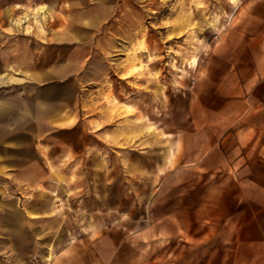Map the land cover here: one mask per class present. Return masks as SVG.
<instances>
[{
  "label": "rangeland",
  "instance_id": "1",
  "mask_svg": "<svg viewBox=\"0 0 264 264\" xmlns=\"http://www.w3.org/2000/svg\"><path fill=\"white\" fill-rule=\"evenodd\" d=\"M262 33L264 0H0V264H264L200 228L219 183L183 164L197 90Z\"/></svg>",
  "mask_w": 264,
  "mask_h": 264
},
{
  "label": "crops",
  "instance_id": "2",
  "mask_svg": "<svg viewBox=\"0 0 264 264\" xmlns=\"http://www.w3.org/2000/svg\"><path fill=\"white\" fill-rule=\"evenodd\" d=\"M244 52L246 61L241 63L239 55L233 54L223 77L197 90L190 141L186 137L183 144V164L200 181L219 183L205 196L201 193V198L218 201L202 203L200 228L215 229L217 241H231L226 243L253 251L247 260L254 263L264 261V33L251 38ZM210 101L221 104L213 108ZM193 196V191L184 193L185 198ZM192 228L188 223L185 226V230ZM74 255L60 260L74 264L78 260ZM115 256L104 253L98 260L112 264ZM191 261L187 253L184 264Z\"/></svg>",
  "mask_w": 264,
  "mask_h": 264
},
{
  "label": "bare ground",
  "instance_id": "3",
  "mask_svg": "<svg viewBox=\"0 0 264 264\" xmlns=\"http://www.w3.org/2000/svg\"><path fill=\"white\" fill-rule=\"evenodd\" d=\"M39 10H40V13H44V14H48V12H49L48 6H41L39 8ZM34 17H36L35 14H33V15L32 14L31 15H29V14L24 15L23 17L15 20L14 24H15V26L17 28H22L24 24L28 23ZM4 79H6V75H1L0 76V82H1V80H4Z\"/></svg>",
  "mask_w": 264,
  "mask_h": 264
}]
</instances>
